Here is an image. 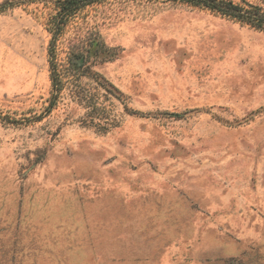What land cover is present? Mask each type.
<instances>
[{
	"label": "rangeland",
	"instance_id": "obj_1",
	"mask_svg": "<svg viewBox=\"0 0 264 264\" xmlns=\"http://www.w3.org/2000/svg\"><path fill=\"white\" fill-rule=\"evenodd\" d=\"M31 2L0 14V264H264V33L91 7L60 45L88 69L50 108Z\"/></svg>",
	"mask_w": 264,
	"mask_h": 264
},
{
	"label": "trees",
	"instance_id": "obj_2",
	"mask_svg": "<svg viewBox=\"0 0 264 264\" xmlns=\"http://www.w3.org/2000/svg\"><path fill=\"white\" fill-rule=\"evenodd\" d=\"M114 0H5L0 4V14L20 7L22 4L42 3L44 10L39 16L44 19L50 34L48 63L51 82L50 108L58 105L64 93L73 85L83 69L87 68L84 46L74 47L67 61L60 56L61 39L68 34L70 27L81 29L87 23L85 13L94 6ZM125 1V0H123ZM127 1V0H126ZM183 4L188 7L206 10L211 14L247 26L264 33V0H130ZM38 14V13H37ZM86 25V24H85ZM89 26V22H88ZM90 31V30H89ZM87 32L92 35V32ZM86 36L84 35L83 38ZM81 38L78 42H84ZM87 39V38H86ZM87 42V41H86ZM89 43V42H88ZM78 59L80 62H78ZM85 67V68H84ZM85 75V74H84Z\"/></svg>",
	"mask_w": 264,
	"mask_h": 264
}]
</instances>
